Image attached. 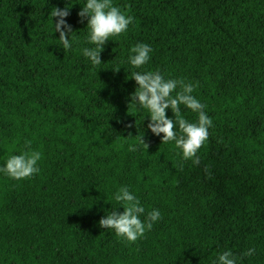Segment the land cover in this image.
<instances>
[{
    "label": "trees",
    "instance_id": "16d2710c",
    "mask_svg": "<svg viewBox=\"0 0 264 264\" xmlns=\"http://www.w3.org/2000/svg\"><path fill=\"white\" fill-rule=\"evenodd\" d=\"M85 3L0 0V167L28 141L42 153L30 179L0 172V264H218L224 251L264 264V0H112L134 22L110 37L99 66L82 53L93 46L77 16ZM65 6L68 50L48 15ZM137 43L153 49L143 69L129 63ZM134 71L198 84L213 121L198 166L128 105ZM121 186L142 220L162 216L135 243L98 223L123 212Z\"/></svg>",
    "mask_w": 264,
    "mask_h": 264
},
{
    "label": "clouds",
    "instance_id": "9594fccd",
    "mask_svg": "<svg viewBox=\"0 0 264 264\" xmlns=\"http://www.w3.org/2000/svg\"><path fill=\"white\" fill-rule=\"evenodd\" d=\"M70 7H52L48 14L51 18H56L55 21L52 19V24L54 32L59 34L63 50L71 48L69 37L74 32L72 26L66 21V17L70 15ZM77 16L80 23L87 21L86 26L89 29L87 41L93 46L83 48L82 53L93 66L102 64L101 53L110 37H119L126 33L129 25L134 22V17L126 15L119 7L114 6L112 0H86ZM72 39L75 40L76 37ZM152 51L148 44H135L130 49L129 63L135 69H143L149 62ZM119 69L113 71L116 72ZM132 79L137 87L130 95L128 105L131 104L137 110L146 109L147 128L150 132L160 136L161 143L174 142L175 147L182 153V160L191 161L193 165L198 166L201 162L198 152L208 141L209 129L213 127V121L205 111L206 105L192 94L198 84L186 83L183 79H165L159 71H134ZM181 105L197 115L196 122H190L184 118ZM167 109L171 110L174 118L167 116ZM125 127L130 128L132 125L128 124ZM139 143L146 151L150 147L143 135L139 137ZM130 150L135 151V148ZM41 159L42 153L31 150V141H28L25 150L19 155L10 156L6 164L0 167V172L16 181L27 180L40 172L38 162ZM178 167L183 170V163H180ZM204 171L206 175H210L208 166H205ZM114 199L121 205L123 212L120 213L114 209L110 214L102 217L98 223L102 229L114 230L115 235L127 243H135L143 238L145 233L153 228L154 223L162 218L159 209H153L147 212L145 219L142 220L141 216L145 214V209L141 206L138 197L130 192L127 186H121L115 193ZM254 252L255 249H248L241 255L252 256ZM218 264H238V257L231 251H224L218 257Z\"/></svg>",
    "mask_w": 264,
    "mask_h": 264
}]
</instances>
